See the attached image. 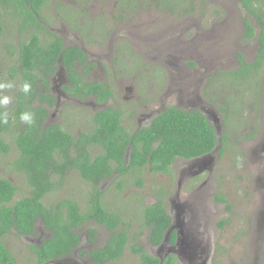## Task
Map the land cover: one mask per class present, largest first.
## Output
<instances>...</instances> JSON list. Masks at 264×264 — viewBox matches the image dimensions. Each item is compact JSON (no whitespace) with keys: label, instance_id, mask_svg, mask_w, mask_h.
Returning a JSON list of instances; mask_svg holds the SVG:
<instances>
[{"label":"rangeland","instance_id":"obj_1","mask_svg":"<svg viewBox=\"0 0 264 264\" xmlns=\"http://www.w3.org/2000/svg\"><path fill=\"white\" fill-rule=\"evenodd\" d=\"M261 2L264 3V0L257 3ZM165 6L150 3L145 8L130 12L121 11L117 0H90L84 4L75 0H46L41 16L49 28L58 31L64 46L76 45L85 51L87 62L93 63L86 69V78L105 84L110 88L111 96L105 102H97L93 96L80 99L60 94L57 101L55 99L56 105H45L49 116H52L45 125L57 123L78 135L92 129L94 124L91 116L96 111L112 107L121 110V124L133 132L148 125L168 106L202 111L199 106L208 110L212 103L220 108L224 103L225 107L231 109L235 87L242 92L239 99L246 101L245 116H249L254 104L252 97L256 98L262 92L264 95V64L247 75L245 80H254L247 84L245 81H235L242 80L240 74L233 77L230 73L238 67L237 53L240 52L250 62L257 47L259 28L254 26L252 38L245 37L243 18L251 17L241 2L177 0L170 3L173 10ZM121 13L123 17L119 18L118 14ZM42 36L49 39L48 34ZM4 37L7 43L17 44L19 41L16 29L12 30L10 37L5 33ZM122 44L128 51L120 55L121 50L117 46ZM14 62H17L16 53L13 61L4 60L7 66ZM0 63L3 64V61ZM76 69L80 73L85 70L83 65H77ZM200 80H203V88ZM62 85H69L68 80H63ZM188 90H195L199 96L193 101L197 102L196 105L187 97ZM10 91L13 89L7 90L5 94L10 95ZM261 103L264 114V97ZM204 111L202 113L206 115ZM13 118L8 122L7 131L0 132L9 146L8 152L0 150V177L17 186L14 195L16 200L28 194L29 186L24 173L14 164L18 151L13 140L21 121L15 115ZM221 119L224 121L222 116ZM233 124L231 120V127ZM246 128L245 122L241 121L231 132L227 129L220 135L224 136L220 144V148L224 145V149L220 155L213 154L210 169L204 167L190 175L185 165L188 161L177 157L168 172H154L151 168H145L141 173L133 172L120 180L116 178V173L102 180L97 185L102 192V199L108 209L120 216L121 222L117 229L126 230L129 237L120 259L107 264L140 263L138 255L131 250L132 238L136 237L135 241L143 248L146 246L149 229L144 225L142 211L161 197L173 218L176 209L172 203L182 205L184 212L190 211L192 207L200 211L206 208L211 210L215 205L221 209V214L219 212L220 215L211 219L215 222L225 220V227L221 231L213 221L209 222L213 231L210 236L201 233L199 228L198 231L193 230L190 224L192 228H189V232L210 237L204 242V247L212 248L208 253L207 264H264V231L258 230V222L248 213L256 209L258 217L261 216L258 212V194L264 193V188L260 186L264 161L253 156L249 149L255 143L243 145V131ZM257 135H264V128ZM92 152L96 155L101 152V148L95 146ZM239 152L243 157L241 159L238 158ZM64 176L66 182L47 194L45 203L50 205L69 197L75 199L83 211L86 210L92 185L83 180L76 170H69ZM139 180H142L141 185L137 183ZM217 196L224 197L226 202L218 201ZM35 228L36 232L23 235L25 238L14 232L5 235L4 242L15 257L16 264H35L34 245L49 235L39 219ZM89 228L96 230L95 240L98 237V241H102L97 246L103 245L111 234L105 226L88 220L77 229L80 239L85 241ZM182 229L186 230V225ZM85 249L86 245L75 254L44 264H88ZM256 256L259 257L255 261L253 258Z\"/></svg>","mask_w":264,"mask_h":264},{"label":"trees","instance_id":"obj_2","mask_svg":"<svg viewBox=\"0 0 264 264\" xmlns=\"http://www.w3.org/2000/svg\"><path fill=\"white\" fill-rule=\"evenodd\" d=\"M175 1L177 0H117V6L121 11L135 12L140 7L149 5H144L145 2H157L158 6L166 5L165 7L173 10L170 3ZM239 1L254 15L258 24L256 41L259 48L251 62L245 60L240 52L236 54L239 66L230 72L233 77L238 74L248 75L264 64V3H257L260 0ZM45 2L46 0H0V14L2 15L4 7L8 10L3 12L14 18L22 14V20L19 22L22 31L27 25L34 23L43 28L34 12L40 15ZM118 16L123 17V14ZM254 26L251 20L245 21L244 35L247 39L254 35ZM43 29L44 35L48 33L49 39L44 38V41H41L36 31H28V38L20 45L22 65L28 69L30 75L34 76L32 69L37 63L44 65L47 73L52 72L54 63L60 56L61 63L66 66L71 77L70 85L63 86V90L71 97L84 99L93 96L97 102H105L111 96L110 88L97 81L83 80L82 74L75 68L78 64L83 65L86 70L93 64L87 62L86 53L82 48L75 45L64 46L58 35L50 33L45 27ZM85 70L84 74H87ZM23 81H30L34 94L41 96L42 100L45 99L51 105L55 104L54 97L49 94L44 96L40 89H37V80L24 78ZM40 82L48 86L47 80ZM19 100L21 104L17 105L15 116L19 117L20 113L26 110L35 113V124H23L13 140L18 151L14 164L24 173L29 191L27 195L14 200L17 186L0 177V264H16L15 257L4 242L5 235L11 231L20 235L32 234L38 219L49 235L38 245H34L35 264H44L50 259L68 255L80 240L74 228L80 227L87 220L105 226L111 233L104 247L90 252L92 264L119 260L129 241L128 233L124 229H117L121 218L118 213L107 208L97 185L115 173L116 178L120 180L127 174L141 173L145 168H151L154 172H168L175 158L190 159L207 154L212 151L217 141L212 125L197 110L168 106L152 118L148 125L129 132L121 124V110L104 107L91 116L94 124L91 130L74 135L57 123L45 126L47 108L39 106L35 109L30 104H25L23 93H20ZM220 109L226 110L224 107ZM8 127V123L0 124V130H7ZM221 140L224 141V136ZM95 146L100 147L101 152L93 155L92 148ZM223 149L224 145L219 153H222ZM0 150H9L8 143L1 137ZM69 170H76L83 180L92 185L93 189L89 193L84 211L73 198L64 197L50 205L44 201L47 194L59 189L66 182L64 175ZM141 181L137 183L141 185ZM216 199L226 202L222 196H217ZM142 217L144 225L150 229V241L152 244H158L171 220L164 198L161 197L144 207ZM224 222V219L221 220V225ZM95 235L94 228L87 230L90 241H94ZM134 238L131 250L139 256L141 264H159V259L148 254ZM162 264L178 263L168 256Z\"/></svg>","mask_w":264,"mask_h":264},{"label":"flooded vegetation","instance_id":"obj_3","mask_svg":"<svg viewBox=\"0 0 264 264\" xmlns=\"http://www.w3.org/2000/svg\"><path fill=\"white\" fill-rule=\"evenodd\" d=\"M75 1L79 4L80 3L84 4L86 2H89L90 0H75ZM155 3L159 4L157 2H155ZM143 4L148 5L150 3L145 2ZM145 7H147V6H145ZM243 7L248 12L247 8L245 6H243ZM141 8L142 7H140L139 9H141ZM3 10H8V8L4 7V9H2V15L0 14V27H1V32H0V48H1L0 49V61L1 60L3 61V64L0 63V80H14L17 84V87L15 89H13V91H10V95L13 96V101L8 106V109H7V111H8V122H9L13 118V115L15 113L17 105L21 104V101L19 100V95L21 92L18 91V87L22 82H24L23 81L24 78H26V79L28 78V80H37V85H38L37 89H40V91L44 94V96H45V94H49L52 97H54L57 101V97L61 96L60 94L71 97L63 90V86H65V85H62L63 80H68V84L70 85L69 80H71V77H69L66 66L61 63L60 56L57 59L56 63H54L55 68L53 69L52 72L47 73L44 65L41 66L42 65L41 63H37L36 65H34V67L32 69V73L34 76H31L28 69L22 65V53L20 51L21 43L26 41V39L28 38L27 32L28 31H36L39 34V38L41 41H44V36H42L44 34V29H43L44 27L47 30H49L50 33L56 34L59 37H60V34L58 33L57 30H55V29L52 30L51 28H49L45 18L42 17L41 14L39 15L36 12H34V16L40 22V24L43 26V28L39 27L38 24L34 23V24H31V26L27 25L26 27H24V30L22 31L19 27V22L22 20L21 18L23 17L22 14L19 17L14 18V17L10 16L8 13L3 12ZM248 14L250 15L251 18H247V19L243 18L244 24H245L246 20H251L252 22H254L255 26H257L258 24L255 20L254 15L251 14L250 12H248ZM6 15H8L9 17L6 18ZM119 18H122V17H119ZM13 29H16L18 31L17 41L18 40L19 41L17 42V44L4 42V40H5L4 33L7 37H10ZM128 33H130V32H128ZM117 48L121 50L120 55L123 54L122 52L128 51L127 47L124 46L123 44L117 46ZM258 48H259V45L257 43L255 55L258 52ZM15 53L17 54V62H14L15 64H11L9 66L4 64V60L13 61V56L15 55ZM255 55L252 57L251 61L255 58ZM237 64L239 66V62H237ZM77 65L78 64L75 65V68L77 67ZM121 65H123V64H121ZM252 73H254V72H252ZM81 74H82L83 80H90V79L86 78L88 76V74H86V73L84 74V72ZM91 76L96 78V75L94 73H91ZM240 79H242V80H235V81H237V82H244L245 81L246 84L254 81V80H245V79H247V75L246 76H240ZM40 80H47L48 86H46L44 83L40 82ZM57 81H60L61 83H58ZM221 82H227V80H221ZM200 86L202 88L204 87L203 80H200ZM190 87H191V85H190ZM32 89H33V87H32ZM55 90H56V92H55ZM234 90H235V95H233L232 99H231V105H233V107L231 109H229L228 106L225 107L224 103L220 102V104L221 103L223 104L222 107H224L226 110H221L220 107H216L214 105V103H212L208 106V110H206L204 107L199 106V108L202 111L205 110L204 112L206 113V115L204 113H202V111H200L196 108H192V109H188V110H197V111L201 112L207 118L208 122L212 125V127L215 130L218 138L220 137V135L222 133L226 132L227 129L230 130V132H231L232 128H234L241 121H244L247 128L243 131V133H245L243 145L246 146V143H255L252 146H250L249 149H251L253 156H256L258 159L264 161V156L262 155V151L264 150V135H262V136L257 135V134H260L262 129L264 128V126H263L264 125L263 105L261 103V100L264 97L263 92H262V94H259L256 98L252 97L251 101L254 102V104L252 106L253 110L250 112L249 116H245L246 110H245V104L244 103L246 101H242L239 99V96L242 94V92L239 89H237L235 87ZM35 91H37V90H35ZM187 97L191 100L190 102H193L194 100H197V98L199 96L197 95L195 90H188ZM23 99L25 101V104H30L35 109L39 106L48 109V107H45V105H48L49 102H47L45 99L42 100L41 96L34 94V89H33L31 95L25 96L23 94ZM196 104H197V102H193V105H196ZM54 105H56V102ZM236 107H238V110H236ZM140 115L144 116V114H140ZM221 116L223 117L224 121L221 119ZM48 118L50 119V118H52V116L51 115L49 116V114H48L44 123L46 122V120ZM231 120L234 121V124L232 127L230 125ZM226 121L228 124L226 123ZM22 127H23V123L21 122L18 130H21ZM6 131L7 130H0V132H2V133L6 132ZM258 137H261V138H259L256 142H253ZM1 138L4 139L3 137H1ZM220 144H221V142L218 139L217 145L214 147V149L210 153H207V154H204L202 156L195 157V158H191V159H185L186 161H188L185 164L188 174L191 175V174L197 172L198 170H200L201 168H204V167H208L210 169L212 164H213V158H214L213 154L214 153H218L219 155L221 154V153H219ZM238 158L239 159L243 158L241 152H239ZM262 175H263L262 183L260 184V186H262L264 188V168H263V174ZM258 187H259V185H258ZM258 200H259V206H260V209L258 210V212L261 215L260 218L258 217V213H257L256 209H251L250 211H248V213H249V215H251V214L253 215L255 221L258 222V225H257L258 230H261L263 232L264 231V193L258 194ZM172 205L176 209V213L174 215V218H173V216L171 217L169 227H167L165 229L164 236L158 244H152V242L150 241V239H149L150 229L147 226L149 231L147 234V243H146V246L144 247L145 248L144 250L148 254H150L151 256L159 259V264H162V261H164V259L168 256H171L178 264H207L206 261L208 260V253L212 248L208 249V248L204 247V242H205V239H208L210 237H206V236L201 235V234H198L199 236H197V235H194L195 233L189 232V228H192L190 224L193 225V228H194L193 230L198 231V228H199L202 230L201 233H204V234L210 236V234L213 233V231H212V224H210L209 222L213 221L211 219H213L217 215L221 214V209H219L217 207V205H215L214 208L211 210H210V208H206V209L200 211V210H196V207L195 208L192 207L190 209V211L184 212L182 205L177 204V203H172ZM219 212H220V214H219ZM182 216H184V218ZM186 216H187V218H186ZM36 221H35V223H36ZM220 221L216 220V222L215 221H213V222L217 225L218 230L221 231L225 227V225H224L225 222L222 223L223 225H221ZM97 224H99V223H97ZM184 225H186V230L182 229V227ZM78 228L79 227L74 228L76 230V232H77ZM35 232H36V228H35V231L33 232V234ZM14 234H16L17 236H20L22 238H25L23 235L17 234L16 232H14ZM263 234H264V232H263ZM25 235H28V234H25ZM109 237L106 239V241L101 246H97L98 243L101 241V240L98 241V237L96 238V240L94 239L95 240L94 242L90 241L88 239V237L85 239V241L80 239L79 242L77 243V245L75 246V248H73V250L68 255H66L62 258H65L69 255L75 254V252L78 249H80L84 245H86L85 253L89 259L88 264H92L93 260L90 256V252L93 251V249L104 247V245L109 240ZM263 239H264V235H263ZM100 243H102V241ZM258 257L256 256L253 259L256 261V260H258ZM50 260H52V259H50ZM115 261H117V260H110V261L107 260V261H104L105 262L104 264H107L109 262H115ZM139 264H141V262Z\"/></svg>","mask_w":264,"mask_h":264},{"label":"clouds","instance_id":"obj_4","mask_svg":"<svg viewBox=\"0 0 264 264\" xmlns=\"http://www.w3.org/2000/svg\"><path fill=\"white\" fill-rule=\"evenodd\" d=\"M257 55V54H256ZM255 55V57H256ZM255 59V58H254ZM253 59V60H254ZM252 60V61H253ZM246 76V75H245ZM17 85L13 81H7V80H0V124H7L8 123V106L12 103L13 101V96L5 94L7 90H12L16 88ZM32 84L30 81H24L22 82L19 87L18 91L23 93L25 96L31 94L32 92ZM19 120L27 126H32L35 124V113L30 110H26L20 113L19 115ZM215 131V130H214ZM216 135V132H215ZM217 136V135H216ZM218 136H217V141L216 145L218 143ZM220 138V142H221ZM215 145V146H216ZM214 146V147H215ZM214 149V148H213ZM212 149V150H213ZM210 153V152H209ZM191 159V158H190ZM167 211V207H166ZM168 213V212H167ZM169 214V213H168ZM170 215V214H169ZM171 218V216H170ZM223 220V219H221ZM88 221V220H87ZM86 222V221H85ZM54 259H60V258H54Z\"/></svg>","mask_w":264,"mask_h":264}]
</instances>
